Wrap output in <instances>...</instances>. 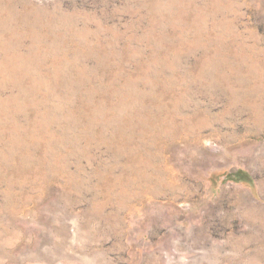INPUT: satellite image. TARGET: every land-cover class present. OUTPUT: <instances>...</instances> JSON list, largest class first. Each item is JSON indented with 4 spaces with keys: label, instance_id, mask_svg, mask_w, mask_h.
<instances>
[{
    "label": "rangeland",
    "instance_id": "rangeland-1",
    "mask_svg": "<svg viewBox=\"0 0 264 264\" xmlns=\"http://www.w3.org/2000/svg\"><path fill=\"white\" fill-rule=\"evenodd\" d=\"M0 264H264V0H0Z\"/></svg>",
    "mask_w": 264,
    "mask_h": 264
},
{
    "label": "trees",
    "instance_id": "trees-1",
    "mask_svg": "<svg viewBox=\"0 0 264 264\" xmlns=\"http://www.w3.org/2000/svg\"><path fill=\"white\" fill-rule=\"evenodd\" d=\"M246 172V171H245ZM243 172V173H245ZM247 173V172H246ZM237 179V178H236ZM240 179H243V180H246V181H249L251 178L248 176V174H245L242 178L240 177ZM238 180V179H237Z\"/></svg>",
    "mask_w": 264,
    "mask_h": 264
}]
</instances>
